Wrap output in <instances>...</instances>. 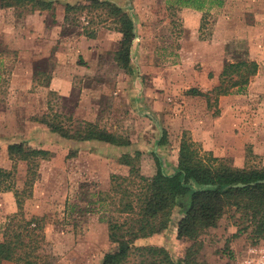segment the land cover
<instances>
[{"label":"rangeland","instance_id":"1","mask_svg":"<svg viewBox=\"0 0 264 264\" xmlns=\"http://www.w3.org/2000/svg\"><path fill=\"white\" fill-rule=\"evenodd\" d=\"M45 1L51 9L0 8V168L14 166L7 144L51 154L39 162L22 209L26 220L41 221L52 264H100L113 248L106 221L117 215L98 198L109 190L110 173L124 168L118 164L123 154L141 152L140 169L149 176L156 171L155 154L171 175L185 135L227 166L264 168V0H223L221 7L200 0V11L179 0H98L120 7L134 24L130 71L115 61L121 36L105 11L70 13L65 21L67 4L88 0ZM239 60L259 66L243 91L216 103L186 94L192 88L209 92L224 64ZM44 118L60 121L71 134L90 122L129 144L66 140L36 122ZM163 132L165 144L159 145ZM26 173V164L17 162L16 190ZM188 198L175 200L165 231L138 244L180 258L191 244L177 239ZM16 212L13 192L0 193V241L6 218ZM237 218L229 210L198 235L197 262L264 264V239L238 233Z\"/></svg>","mask_w":264,"mask_h":264},{"label":"trees","instance_id":"2","mask_svg":"<svg viewBox=\"0 0 264 264\" xmlns=\"http://www.w3.org/2000/svg\"><path fill=\"white\" fill-rule=\"evenodd\" d=\"M213 1V0H212ZM216 1L221 7L223 0ZM200 0H179V5L202 10ZM36 5L39 10H49L52 3L45 0H0L1 7ZM86 10L105 11L114 31L120 34L115 61L130 71V49L134 38V24L120 7L106 1L88 0L85 3L65 6L67 21L70 13ZM93 33H90V36ZM93 36V35H92ZM259 66L252 60H239L224 64L218 83L209 92L188 89L192 97H204L216 103L219 97L243 91L258 73ZM46 125L51 133L66 140L103 142L114 146H127L125 139L116 137L90 122L79 123V129L70 133L60 121L36 120ZM159 145L165 144L163 132ZM12 170L0 168V193L13 192L17 212L8 216L0 241V264H52L54 255L46 242L41 221L23 215V203L30 199L40 161H48L51 154L42 149L25 147L22 143L9 144ZM141 152L123 154L118 164L123 169L110 173V187L100 193L98 202L113 208L117 217L107 219V237L113 248L104 254L100 264H203L197 262L198 235L217 225L221 217L233 210L238 215L235 225L238 233H247L258 241L264 239V168H232L221 160L198 149L190 139L182 136L177 167L174 174L164 173L159 157L152 154L156 171L145 175L140 169ZM72 157V155H71ZM27 166L22 190L14 188L15 164ZM189 195L184 217L177 225V239L190 242L180 258L174 260L163 247L140 245V240L165 231V218L175 205V200Z\"/></svg>","mask_w":264,"mask_h":264},{"label":"crops","instance_id":"3","mask_svg":"<svg viewBox=\"0 0 264 264\" xmlns=\"http://www.w3.org/2000/svg\"><path fill=\"white\" fill-rule=\"evenodd\" d=\"M23 40H21V42H22ZM31 69H32V66H31ZM30 69V70H31ZM27 70H28V68H26V70L24 69V70H22V69H20V72H17V71H15V73H14V75H16V74H20V75H22V74H25L26 72H27ZM31 72V73H30ZM29 76H30V74H32V70L31 71H29ZM27 80V79H26ZM20 86H21V84H20ZM38 126V125H37ZM31 128H32V123H31ZM22 143V142H21ZM11 144H17V143H11ZM9 144H7L6 145V147L8 146Z\"/></svg>","mask_w":264,"mask_h":264}]
</instances>
